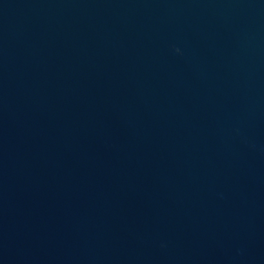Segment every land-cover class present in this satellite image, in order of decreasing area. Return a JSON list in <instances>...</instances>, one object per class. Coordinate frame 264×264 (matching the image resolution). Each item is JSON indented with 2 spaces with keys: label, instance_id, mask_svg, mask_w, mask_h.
<instances>
[{
  "label": "water",
  "instance_id": "water-1",
  "mask_svg": "<svg viewBox=\"0 0 264 264\" xmlns=\"http://www.w3.org/2000/svg\"><path fill=\"white\" fill-rule=\"evenodd\" d=\"M0 264H264V0H0Z\"/></svg>",
  "mask_w": 264,
  "mask_h": 264
}]
</instances>
